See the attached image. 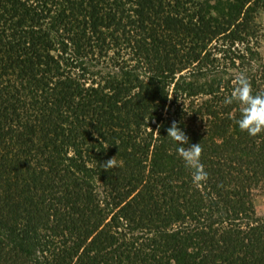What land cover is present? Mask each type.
Wrapping results in <instances>:
<instances>
[{
	"label": "trees",
	"instance_id": "obj_1",
	"mask_svg": "<svg viewBox=\"0 0 264 264\" xmlns=\"http://www.w3.org/2000/svg\"><path fill=\"white\" fill-rule=\"evenodd\" d=\"M263 10L0 0V264H264V132L223 103L241 74L264 92Z\"/></svg>",
	"mask_w": 264,
	"mask_h": 264
},
{
	"label": "clouds",
	"instance_id": "obj_2",
	"mask_svg": "<svg viewBox=\"0 0 264 264\" xmlns=\"http://www.w3.org/2000/svg\"><path fill=\"white\" fill-rule=\"evenodd\" d=\"M223 103L226 106L234 103L239 106L240 116L235 123L242 132H246L251 137H256L264 132V92L253 94L251 82L246 75L239 76L234 90L230 95L225 96ZM167 133V137L180 145L177 148V153L185 167L191 170L193 184L199 186L202 182H206L209 174L201 163L203 151L201 143L184 147L183 145L189 144V138L175 121L167 129ZM116 167H118L116 157H112L102 164L105 171Z\"/></svg>",
	"mask_w": 264,
	"mask_h": 264
},
{
	"label": "rangeland",
	"instance_id": "obj_3",
	"mask_svg": "<svg viewBox=\"0 0 264 264\" xmlns=\"http://www.w3.org/2000/svg\"><path fill=\"white\" fill-rule=\"evenodd\" d=\"M259 21L263 25V38H262V52L264 53V10L261 12L259 16ZM254 203L257 209V212L260 216L264 217V191L262 189L255 190L253 192Z\"/></svg>",
	"mask_w": 264,
	"mask_h": 264
}]
</instances>
